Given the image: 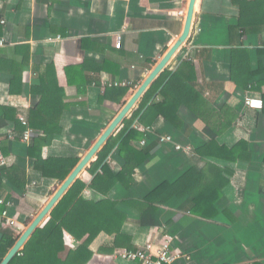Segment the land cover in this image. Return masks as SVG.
Instances as JSON below:
<instances>
[{"label":"crops","instance_id":"1","mask_svg":"<svg viewBox=\"0 0 264 264\" xmlns=\"http://www.w3.org/2000/svg\"><path fill=\"white\" fill-rule=\"evenodd\" d=\"M1 1L2 15L7 23L0 25V38L6 40L5 46L0 47V105L28 111L41 98L32 89L41 84L40 76L47 66L54 64L58 85L66 91L65 102L76 105L64 111L63 132L51 146L44 148L43 154L45 158L73 155L82 159L180 38L190 0ZM232 1L197 0L191 33L167 67L176 70L183 60H194L198 82L217 113L220 116L223 112L239 114L237 121L224 125L216 137L229 145L243 139L248 141L252 158L261 163L264 156V112L263 109L247 107L245 99L247 96L260 97L264 93V85L261 91H254L251 87L253 82L264 78V75L254 76L259 68L258 61H264V57L257 56V48H264V32L244 35L242 45H232L229 27L237 21V8ZM119 34L122 35V47L116 48ZM88 37L98 42L97 51L82 46V39ZM106 58L120 64L121 75L117 80L136 84L128 92L115 97L116 94L107 89V82L113 80L107 72L88 73L95 81L88 84L85 95L80 93L77 85L69 83V67L84 64L99 67ZM12 80L17 82L15 85L19 89L15 93H10ZM100 95L105 97L103 103L99 101ZM137 106L138 103L135 108ZM181 115L189 133L183 131L185 127L181 130L184 134L177 136L174 134L178 132L176 130L165 132L169 126L162 117L150 127L151 133H173L177 142L193 148L189 155L177 154L182 167L195 166L204 174L202 181L192 189V195L205 189L225 167L234 170L224 188L221 206L231 209L237 222L232 224L226 218L195 220L191 214L170 206H164L163 213L147 211L141 217L136 213L123 227L130 239L119 246L115 234L102 232L90 246L93 256L88 264H141L118 254L127 248V244L137 249L147 242H158L165 235L173 237L174 250L191 256V259L177 260L176 264H253L256 261L264 264V163L259 174L255 175L250 171L251 163L246 160L230 164L200 157L195 152L194 137L199 133L210 139L211 128L185 109ZM82 124L92 125L86 137L81 133ZM25 146L27 144L20 139L10 145L9 156L1 153L9 163H16L25 155ZM163 148L164 153L171 149L168 145ZM157 160L162 163L160 156L155 157L153 163ZM109 161L116 163L113 156ZM169 167H173V162ZM79 177L88 184L93 178L86 168ZM27 178V190L23 195L12 185H7V181L0 191V197L11 203L9 207L0 206V257L4 230L11 228L20 237L63 183L43 177L33 161H28ZM136 179L138 184L146 181L145 185L152 186V180H148L142 170L137 171ZM91 192L87 188L83 194L91 196ZM5 209L17 225L8 223L3 215ZM168 211L167 217L165 212ZM65 242L66 250L60 257H65L69 249H75L80 243L69 233H65Z\"/></svg>","mask_w":264,"mask_h":264},{"label":"trees","instance_id":"2","mask_svg":"<svg viewBox=\"0 0 264 264\" xmlns=\"http://www.w3.org/2000/svg\"><path fill=\"white\" fill-rule=\"evenodd\" d=\"M232 4L237 8V21L229 27L232 45H242L244 35H260L264 32V0H233ZM82 46L92 51L98 50V42L89 37L82 39ZM257 56L264 57V48H257ZM258 64L259 68L254 72V76L261 77L264 75V61L259 60ZM67 71L69 83L77 85L80 93L85 95L88 84L95 81L94 77L88 74L90 71L110 73L114 81L121 75V66L106 58L102 66L92 67L90 64H84L69 67ZM40 80L41 84L32 91L40 94L41 98L28 111L0 105V128L9 127L8 129L16 132L15 141L6 136L2 142L1 152L4 156H9L12 142L22 138L25 126L20 116H25L36 132L31 143L25 146V155L16 163L8 162L2 167L0 191L4 189L7 181V185H12L21 195L26 192L28 161H33L35 169L40 171L43 177L63 182L81 160L79 156L73 155L44 157V148L51 146L63 132L64 111L76 104L65 102L66 91L58 85L54 64L47 66ZM16 83L12 80L10 93L19 91ZM135 85L132 83L127 87L107 89L118 97ZM263 85L264 78H259L251 87L254 91H261ZM204 93V88L198 82L194 60H183L176 70L166 67L138 101V106L134 107L131 115L125 117L121 126L108 138L95 159L86 167L93 176L91 182L88 184L78 177L72 183L10 264H88L93 256L90 246L102 232L115 234L120 246L130 239L123 227L131 215L137 213L141 217L147 211L163 213L164 206L189 213L195 220L201 218L218 221L226 218L232 224L237 222L232 210L221 206L224 188L234 175V170L225 167L205 189L192 195V189L204 178L203 172L195 166L182 167L177 154H186L176 150L172 143L160 141L163 135L172 134L173 140L176 141L177 135L184 134L181 130L187 123L181 113L182 109H185L193 113L195 118L204 121L213 133L210 139H205L199 133L195 135L193 145L196 154L219 163L231 164L246 160L251 163L250 171L255 175L259 174L264 156L261 163L254 161L248 141L243 139L229 145L220 137H216L224 125L236 122L239 114L223 112L220 116ZM260 97L264 101V93ZM104 99L105 97L100 95V103H103ZM161 117L169 126L165 132L176 130V136L173 133L161 134L164 131L151 133L150 127ZM81 126V133L86 137L92 125ZM183 131L189 133L186 127ZM142 140H146L144 145L141 144ZM167 145L171 149L164 153L163 147ZM111 156L114 157L115 164L109 161ZM157 156L161 157L162 163L158 160L153 163ZM171 162L173 167H169ZM138 170L144 171L148 180H152L151 187L145 185L146 181L137 183ZM87 188L92 191L91 196L83 194ZM117 194L121 196L117 197ZM169 213L170 211L165 212V215L168 217ZM65 233H69L80 243L75 249H69L65 257H60L66 250ZM18 238L13 229L4 230L0 259L7 255ZM126 246L133 249L131 244ZM253 264L263 263L256 261Z\"/></svg>","mask_w":264,"mask_h":264},{"label":"built area","instance_id":"3","mask_svg":"<svg viewBox=\"0 0 264 264\" xmlns=\"http://www.w3.org/2000/svg\"><path fill=\"white\" fill-rule=\"evenodd\" d=\"M3 4L0 0V25H6L7 21L6 18L2 15ZM184 14L183 11L180 12ZM5 38H0V47L5 46ZM116 48L122 47V35H117ZM0 70H1V62H0ZM106 85V84H105ZM109 87H127L132 85V82L129 80H114L107 82ZM245 104L249 108L253 109H263L264 101L261 97L257 96H247L245 99ZM20 120L22 124L25 126V130L23 131V135L21 140L26 144H30L33 137L36 135L35 130L30 126L29 121L25 118V116H20ZM137 127V126H136ZM143 129V128H142ZM8 137L11 140H14L16 137V132L11 129L4 130L0 128V175L2 174V167L8 164V160L2 155L1 153V145L5 137ZM160 141L162 143H172L176 150L182 151L185 154L192 153V147L190 145H182L173 140L172 135H163L160 137ZM146 140H142L141 144L144 145ZM11 203L6 201L4 198L0 197V206L9 207ZM3 215L7 217L9 220L8 223L10 225L15 226L17 225L16 221L9 217L8 210L5 209L3 211ZM122 258L130 261H135L141 264H176V261L186 257L187 259H191L190 255H185L182 252L174 250L173 247V237L171 235H165L160 241L158 242H147L144 246L139 247L137 249H123L119 254Z\"/></svg>","mask_w":264,"mask_h":264},{"label":"water","instance_id":"4","mask_svg":"<svg viewBox=\"0 0 264 264\" xmlns=\"http://www.w3.org/2000/svg\"><path fill=\"white\" fill-rule=\"evenodd\" d=\"M197 0H190L188 4L186 23L184 31L177 42L169 49L162 60L154 67L147 78L138 87L135 93L131 96L128 102L124 105L117 116L112 120L109 126L104 130L101 136L96 140L90 150L86 155L80 160L76 167L72 170L69 176L63 181L61 186L52 196L51 200L46 204V206L41 210V212L35 217L23 234L19 237L15 245L10 249L8 254L4 257L0 264H10L11 260L16 254L23 248L27 240L31 237L36 228L41 224V222L50 214L53 207L57 204L64 193L69 189L72 183L80 176L81 172L95 159L97 152L106 143L108 138L115 133V131L121 126L125 117H127L131 111L134 109L138 101L153 83V81L159 76V74L167 67V64L171 60L172 56L179 49V47L187 40L191 33L195 9Z\"/></svg>","mask_w":264,"mask_h":264},{"label":"rangeland","instance_id":"5","mask_svg":"<svg viewBox=\"0 0 264 264\" xmlns=\"http://www.w3.org/2000/svg\"><path fill=\"white\" fill-rule=\"evenodd\" d=\"M111 162H113V161H111ZM61 186V185H60Z\"/></svg>","mask_w":264,"mask_h":264}]
</instances>
